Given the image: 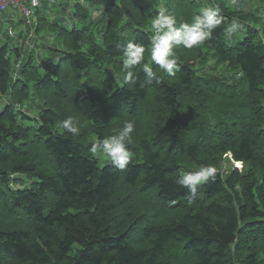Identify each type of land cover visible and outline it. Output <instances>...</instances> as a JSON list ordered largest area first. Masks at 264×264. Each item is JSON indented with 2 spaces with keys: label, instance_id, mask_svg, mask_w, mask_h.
<instances>
[{
  "label": "trees",
  "instance_id": "obj_1",
  "mask_svg": "<svg viewBox=\"0 0 264 264\" xmlns=\"http://www.w3.org/2000/svg\"><path fill=\"white\" fill-rule=\"evenodd\" d=\"M63 1L35 14L43 48L0 47V264H264L255 15L216 0L225 21L200 46L176 47L180 71L169 75L151 60V19L165 7L177 27L190 23L200 0ZM233 18L246 27L229 40ZM128 42L145 47L135 83L124 82ZM67 117L78 136L60 127ZM130 120L129 166H100L92 145ZM228 158L242 176L223 170ZM202 165L215 178L193 197L176 181Z\"/></svg>",
  "mask_w": 264,
  "mask_h": 264
},
{
  "label": "clouds",
  "instance_id": "obj_2",
  "mask_svg": "<svg viewBox=\"0 0 264 264\" xmlns=\"http://www.w3.org/2000/svg\"><path fill=\"white\" fill-rule=\"evenodd\" d=\"M32 3L33 6H37L39 0H32ZM224 21L225 17L221 14V8L216 5L203 7L199 14L193 16L190 23L182 22L177 27L176 17L170 14L165 7H160L158 13L151 19V29L154 33L151 37V60L167 74L175 75L180 71V67L174 49L178 46L185 49L200 46L212 38L213 31ZM243 29L244 24L233 18L225 31L231 37L238 30L243 31ZM144 54L145 47L139 43L128 42L123 48L122 70L125 72V83H135L133 69L141 65ZM143 71L151 80H156V83L160 82L148 64H143ZM60 127L72 135L80 134V127L71 117L63 119L60 122ZM134 131L135 122L125 121L115 134L93 144L91 151L93 154L102 153L111 160L116 168L124 170L129 166L132 158V152L126 147V144L131 143ZM215 173V168L202 165L198 171L185 172L176 183L182 188H186L195 197L197 186L209 179H214Z\"/></svg>",
  "mask_w": 264,
  "mask_h": 264
},
{
  "label": "crops",
  "instance_id": "obj_3",
  "mask_svg": "<svg viewBox=\"0 0 264 264\" xmlns=\"http://www.w3.org/2000/svg\"><path fill=\"white\" fill-rule=\"evenodd\" d=\"M22 3L26 4L27 7L30 10L31 16H30V24L22 18L20 12L16 7H11L8 9L7 12H5L1 18H0V47L2 46H8L9 50H14V48H21L22 52L21 55L23 56L24 51L27 49V47H33V40L34 43H39L38 37L33 34V21L35 20V14L37 10L40 11L47 10L50 8V10L53 12L58 11V5L63 0H39L38 6L33 7L31 0H21ZM203 4V7H213L215 5L214 2L216 0H200ZM228 1V3L231 5L232 8H238L245 12H250V14H254L256 19L258 21H261L260 16L262 17V20L264 21V7L259 6V2L262 0H254L257 1L255 5L252 4V0H225ZM214 5H213V4ZM256 13V14H255ZM257 15V16H256ZM27 24H26V23ZM243 31H237L234 33L231 37H229V40H234L238 37V35L241 34V32L245 31V23ZM264 27V24H263ZM21 56V57H22Z\"/></svg>",
  "mask_w": 264,
  "mask_h": 264
},
{
  "label": "rangeland",
  "instance_id": "obj_4",
  "mask_svg": "<svg viewBox=\"0 0 264 264\" xmlns=\"http://www.w3.org/2000/svg\"><path fill=\"white\" fill-rule=\"evenodd\" d=\"M256 2L257 1H254V0H252V4L253 5H255L256 4ZM259 6L260 7H264V0H262L261 2H259ZM256 14V13H255ZM257 16V15H256ZM52 17V16H51ZM49 18H50V16H49ZM260 18H261V21H259V22H257V23H254V22H252L251 20H250V22H249V24L253 27V28H256V29H258V31L259 32H261L262 30H263V24H264V21L262 20V17L260 16ZM26 23V22H25ZM27 24V23H26ZM27 25H29V24H27ZM242 38H239L238 40H241ZM33 42V48L35 49V51H38L40 48H43V43L44 42H48V40L47 39H45V38H41V39H39V43H34L35 41L33 40L32 41ZM32 90H30V97L32 98ZM6 96V95H5ZM2 101V100H1ZM30 104H32V103H29V105ZM32 109V108H31ZM92 154H93V152H92ZM93 156L99 161V163H100V166H104V165H106L108 162H110L111 160L109 159V158H107L105 155H103L102 153H96V154H93ZM221 165H223V170L226 172H229L230 170H232V169H234V170H236V171H238V173H239V175H243V173H242V170H241V168H242V165H241V167L240 168H238L239 166H240V164L239 163H233L231 160H229V158L228 159H223V161L221 162ZM236 165H237V168H236ZM230 173V172H229ZM241 182V178H239V180H238V185H237V188H238V190H239V192H241V187H240V185H239V183ZM24 185H27V183H25ZM19 186V185H18ZM146 213H148V212H146ZM174 215V217L175 216H177L178 215V213L177 212H175V211H166V212H161L160 213V217H161V221H167V220H169L172 216Z\"/></svg>",
  "mask_w": 264,
  "mask_h": 264
},
{
  "label": "built area",
  "instance_id": "obj_5",
  "mask_svg": "<svg viewBox=\"0 0 264 264\" xmlns=\"http://www.w3.org/2000/svg\"><path fill=\"white\" fill-rule=\"evenodd\" d=\"M31 3H32V0H31ZM32 6H33V3H32ZM11 7H16L18 11L20 12L22 18L27 23L30 22V16H31L30 10L26 4L22 3L21 0H0V18Z\"/></svg>",
  "mask_w": 264,
  "mask_h": 264
},
{
  "label": "bare ground",
  "instance_id": "obj_6",
  "mask_svg": "<svg viewBox=\"0 0 264 264\" xmlns=\"http://www.w3.org/2000/svg\"><path fill=\"white\" fill-rule=\"evenodd\" d=\"M240 164V163H239ZM241 167V164H240V166L238 167V168H240ZM236 168H237V165H236Z\"/></svg>",
  "mask_w": 264,
  "mask_h": 264
}]
</instances>
